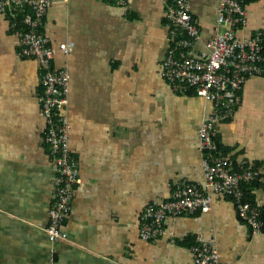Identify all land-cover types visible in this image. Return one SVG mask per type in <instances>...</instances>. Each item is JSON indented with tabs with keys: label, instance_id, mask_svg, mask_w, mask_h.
<instances>
[{
	"label": "crops",
	"instance_id": "0c3cea01",
	"mask_svg": "<svg viewBox=\"0 0 264 264\" xmlns=\"http://www.w3.org/2000/svg\"><path fill=\"white\" fill-rule=\"evenodd\" d=\"M220 1L190 0L196 50L217 32ZM240 1V36L264 33V0ZM167 9L166 0H51L42 31L53 46H72L53 67L71 76L65 114L82 176L68 236L57 241L45 232L57 169L44 144L40 70L19 56V37L0 12V264H194L197 237L226 264H264L261 181L248 187L263 221L258 233L232 199L213 195L209 212L168 217L156 240L140 234L149 204L167 201L183 179L204 182L198 131L212 104L175 91L162 75ZM217 140L234 167L264 172V74L247 79Z\"/></svg>",
	"mask_w": 264,
	"mask_h": 264
},
{
	"label": "built area",
	"instance_id": "2783aa9c",
	"mask_svg": "<svg viewBox=\"0 0 264 264\" xmlns=\"http://www.w3.org/2000/svg\"><path fill=\"white\" fill-rule=\"evenodd\" d=\"M109 1L124 5L128 0ZM166 1L171 44L162 64V75L175 91L196 90L212 104V111L199 128L203 184L183 179L172 188L167 201L148 205L142 213L145 222L140 234L143 239L152 240L165 233L164 222L168 217L196 210L209 212L213 195L232 197L239 217L258 233L263 227L260 210L244 199L243 185L252 181L264 183V172L245 165L234 167L220 152L216 137L218 124L234 117L247 79L264 74V33L258 31L242 38L239 30L246 22L243 3L221 0L217 10V32L205 41L203 49L196 50L195 42L201 39V33L193 22L190 0ZM50 5L51 0H0V12L11 19L12 28L19 37L20 55L35 59L40 70L42 93L39 99L46 119L44 142L59 170L55 200L49 209L46 227L49 239L56 241L68 236L64 221L72 208L74 185L80 184L82 178L76 159L70 154V124L62 113L68 104L71 76L66 70L53 67L57 53L69 54L72 46L69 43L53 46L42 31ZM196 242L192 248L194 264H225L212 242L203 237H197Z\"/></svg>",
	"mask_w": 264,
	"mask_h": 264
},
{
	"label": "trees",
	"instance_id": "16d2710c",
	"mask_svg": "<svg viewBox=\"0 0 264 264\" xmlns=\"http://www.w3.org/2000/svg\"><path fill=\"white\" fill-rule=\"evenodd\" d=\"M21 57H25V56H21ZM41 76V75H40ZM166 79V78H165ZM168 81V80H167ZM169 82V81H168ZM170 83V82H169ZM171 85V84H170ZM40 86H41V82H40ZM172 86V85H171ZM196 92V90H194V89H189L188 91H186V93H188V92ZM41 93H42V86H41V92H40V94H39V98H40V95H41ZM197 93V92H196ZM39 102H40V99H39ZM67 106V105H66ZM66 106H65V109H64V111H62V113H63V115H65L66 116V114H65V110H66ZM40 107H41V103H40ZM42 111V110H41ZM46 120V119H45ZM200 128V127H199ZM45 131H46V129H45ZM218 134V133H217ZM44 135H45V133H44ZM198 135H199V131H198ZM216 142L218 143V140H217V137H216ZM44 144L46 145V147H47V149H48V151H49V153H50V150H49V147H48V145L44 142ZM199 144H200V137H199ZM69 147H70V145H69ZM218 147H219V150H220V152L222 153V154H224L223 153V151L220 149V145H219V143H218ZM70 151H71V148H70ZM75 159H76V162H77V168H78V171H79V163H78V160H77V157L72 153V151H71V153H70ZM225 155V154H224ZM56 167V166H55ZM56 169H57V172H56V179H57V176H58V174H59V170H58V168L56 167ZM79 173H80V171H79ZM80 176H81V174H80ZM81 178H82V176H81ZM184 180H186V179H184ZM188 180V179H187ZM193 182V181H192ZM253 183H259V182H256V181H252V182H248V183H246V184H244L243 186H244V199L247 201V202H249L251 205H253V206H255V207H257L256 205H254V201H253V198H252V194L250 193V191L248 190V187L251 185V184H253ZM78 185L79 184H77V185H74V189H76L77 190V188H78ZM56 188H57V181H56ZM56 191L57 190H55V194H56ZM54 194V195H55ZM75 195H76V192L74 193V195H73V197H72V205H73V200H74V197H75ZM225 197H227V198H230V199H232V201L233 202H235L234 201V199L232 198V197H229V196H225ZM54 197H53V202H54ZM52 202V203H53ZM153 205H156V203H152ZM236 204V203H235ZM149 205H151V204H149ZM259 209V208H258ZM71 210H72V208H71ZM71 210H70V213H71ZM144 211V210H143ZM200 212V210H196V211H194V212H192V213H188V214H194V213H197V212ZM70 213H69V215H70ZM143 213V212H142ZM188 214H183V215H188ZM143 215V214H142ZM182 216V215H181ZM49 217V216H48ZM178 217V216H177ZM141 218L142 219H140V222H141V225H140V230H141V227H142V225H143V223L145 222L144 221V219H143V217L141 216ZM68 219V217L65 219V221H64V226H65V223H66V220ZM261 221H262V219H261ZM263 222V221H262ZM48 224H49V221H48ZM48 226V225H47ZM66 230V229H65ZM67 231V230H66ZM45 232H46V229H45ZM46 234H47V232H46ZM48 236V235H47ZM49 238V237H48ZM59 240H61V239H59ZM65 240V239H64ZM152 240H156V238L155 239H152ZM51 241V240H50ZM57 241V240H56ZM226 264V263H225Z\"/></svg>",
	"mask_w": 264,
	"mask_h": 264
},
{
	"label": "rangeland",
	"instance_id": "374dc122",
	"mask_svg": "<svg viewBox=\"0 0 264 264\" xmlns=\"http://www.w3.org/2000/svg\"><path fill=\"white\" fill-rule=\"evenodd\" d=\"M48 12V11H47ZM18 43H19V41H18ZM19 54V56H22V55H20V52L18 53ZM60 70V69H59ZM62 70H65V69H62ZM68 72V71H67Z\"/></svg>",
	"mask_w": 264,
	"mask_h": 264
},
{
	"label": "bare ground",
	"instance_id": "6f19581e",
	"mask_svg": "<svg viewBox=\"0 0 264 264\" xmlns=\"http://www.w3.org/2000/svg\"><path fill=\"white\" fill-rule=\"evenodd\" d=\"M107 1V0H106ZM194 17V16H193ZM195 20V19H194Z\"/></svg>",
	"mask_w": 264,
	"mask_h": 264
}]
</instances>
